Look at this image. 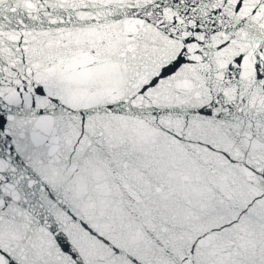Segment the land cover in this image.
Returning a JSON list of instances; mask_svg holds the SVG:
<instances>
[{
  "label": "snow or ice",
  "instance_id": "snow-or-ice-1",
  "mask_svg": "<svg viewBox=\"0 0 264 264\" xmlns=\"http://www.w3.org/2000/svg\"><path fill=\"white\" fill-rule=\"evenodd\" d=\"M0 264H264V0H0Z\"/></svg>",
  "mask_w": 264,
  "mask_h": 264
}]
</instances>
